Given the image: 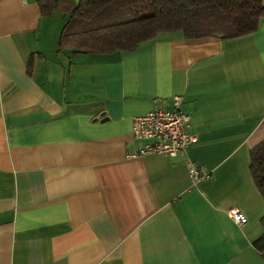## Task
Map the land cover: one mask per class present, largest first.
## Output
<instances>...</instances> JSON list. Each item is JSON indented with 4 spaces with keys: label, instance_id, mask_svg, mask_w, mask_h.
Masks as SVG:
<instances>
[{
    "label": "crops",
    "instance_id": "crops-1",
    "mask_svg": "<svg viewBox=\"0 0 264 264\" xmlns=\"http://www.w3.org/2000/svg\"><path fill=\"white\" fill-rule=\"evenodd\" d=\"M53 12L0 0V264H264L249 172L264 137V17L231 38L160 32L88 53L57 50ZM172 94L193 140L139 153L152 140L131 135V117ZM187 159L208 176L193 183Z\"/></svg>",
    "mask_w": 264,
    "mask_h": 264
},
{
    "label": "trees",
    "instance_id": "trees-1",
    "mask_svg": "<svg viewBox=\"0 0 264 264\" xmlns=\"http://www.w3.org/2000/svg\"><path fill=\"white\" fill-rule=\"evenodd\" d=\"M40 14L65 16L57 50H131L160 32L185 38H231L253 31L264 17L261 0H36ZM249 172L264 201V137L249 148ZM252 246L264 261V212Z\"/></svg>",
    "mask_w": 264,
    "mask_h": 264
},
{
    "label": "built area",
    "instance_id": "built-area-1",
    "mask_svg": "<svg viewBox=\"0 0 264 264\" xmlns=\"http://www.w3.org/2000/svg\"><path fill=\"white\" fill-rule=\"evenodd\" d=\"M180 102L181 94H172L166 105L154 103L148 110L131 117V135L152 140L151 143L143 144L139 153L153 151L175 155L183 152L193 140L194 135L187 130L189 117L180 109ZM186 165L193 183L209 174L208 171H202L192 159H187ZM226 213L235 223L245 220L244 214L238 209H226Z\"/></svg>",
    "mask_w": 264,
    "mask_h": 264
},
{
    "label": "rangeland",
    "instance_id": "rangeland-1",
    "mask_svg": "<svg viewBox=\"0 0 264 264\" xmlns=\"http://www.w3.org/2000/svg\"><path fill=\"white\" fill-rule=\"evenodd\" d=\"M51 19L53 21L52 25H54L55 23H59V21L61 20V24L63 23L64 21V18H62V14L58 11H54L53 12V15H51ZM60 24V26H61ZM44 33V34H43ZM39 38V41L40 43H43L44 45H47L48 46V40H50L49 36L47 35V32H43ZM165 34H168V33H165ZM50 42V41H49Z\"/></svg>",
    "mask_w": 264,
    "mask_h": 264
}]
</instances>
